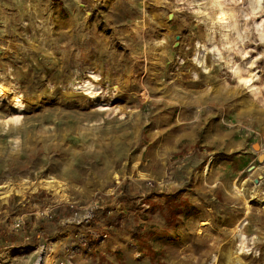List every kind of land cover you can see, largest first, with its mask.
<instances>
[{"label":"rangeland","instance_id":"rangeland-1","mask_svg":"<svg viewBox=\"0 0 264 264\" xmlns=\"http://www.w3.org/2000/svg\"><path fill=\"white\" fill-rule=\"evenodd\" d=\"M263 154L264 0H0V264H264Z\"/></svg>","mask_w":264,"mask_h":264},{"label":"crops","instance_id":"crops-1","mask_svg":"<svg viewBox=\"0 0 264 264\" xmlns=\"http://www.w3.org/2000/svg\"><path fill=\"white\" fill-rule=\"evenodd\" d=\"M183 135L188 136L189 134H186V132H184ZM176 150H179V149H176ZM179 151H181V150H179ZM190 151H192V150H190ZM178 161H181V160L178 159ZM178 163L179 162H176V161L174 162L175 168H174V171L172 172L173 176H175V174L180 171L181 167H180V164H178ZM176 164H178V165H176ZM199 164H204V161H201ZM177 191L174 192L172 195H169L168 201H170V203L172 204L173 207L176 205L174 207L175 208L174 211H178L180 213V215L178 216V220H177V222L179 224H183V223H186L190 220H193L194 218H196L202 214L200 207L193 204L191 199H189L190 193H187L181 189H180V191H178V192ZM177 203H178V205H177ZM178 229H180V227Z\"/></svg>","mask_w":264,"mask_h":264},{"label":"bare ground","instance_id":"bare-ground-1","mask_svg":"<svg viewBox=\"0 0 264 264\" xmlns=\"http://www.w3.org/2000/svg\"><path fill=\"white\" fill-rule=\"evenodd\" d=\"M251 80H247L246 84H250ZM250 89L252 91H256L257 88L253 85H249ZM13 111H18L21 112L22 111V107L20 105L19 102H17L14 106H13ZM39 189H47L50 191H55L58 192L59 189H63L65 191L66 188H63V186L60 183H56V182H52L49 180H40L37 182H27L21 186H12L9 184V186L6 187L5 191L2 192L0 191V195L1 196H6V195H10V194H23L25 192V190H32V191H37ZM254 195H251L249 197V202L248 203H252L254 200Z\"/></svg>","mask_w":264,"mask_h":264},{"label":"water","instance_id":"water-1","mask_svg":"<svg viewBox=\"0 0 264 264\" xmlns=\"http://www.w3.org/2000/svg\"><path fill=\"white\" fill-rule=\"evenodd\" d=\"M255 149H256V148H255ZM257 149H259V147H257ZM259 161H260V162L264 161V154L260 156ZM263 179H264V172H263L261 175H259V177H258V179L255 181V183H256V184H259L260 181H262Z\"/></svg>","mask_w":264,"mask_h":264},{"label":"trees","instance_id":"trees-1","mask_svg":"<svg viewBox=\"0 0 264 264\" xmlns=\"http://www.w3.org/2000/svg\"><path fill=\"white\" fill-rule=\"evenodd\" d=\"M176 215H177V216H179V215H180V213H179V212H176ZM177 228H178V227H177Z\"/></svg>","mask_w":264,"mask_h":264},{"label":"built area","instance_id":"built-area-1","mask_svg":"<svg viewBox=\"0 0 264 264\" xmlns=\"http://www.w3.org/2000/svg\"><path fill=\"white\" fill-rule=\"evenodd\" d=\"M105 237V236H104Z\"/></svg>","mask_w":264,"mask_h":264}]
</instances>
